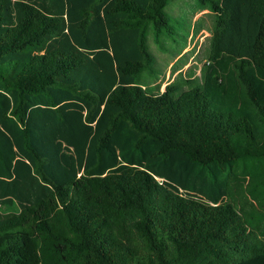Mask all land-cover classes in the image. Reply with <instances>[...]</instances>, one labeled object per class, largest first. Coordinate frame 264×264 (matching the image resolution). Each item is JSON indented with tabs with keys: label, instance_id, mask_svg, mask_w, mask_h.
<instances>
[{
	"label": "trees",
	"instance_id": "1",
	"mask_svg": "<svg viewBox=\"0 0 264 264\" xmlns=\"http://www.w3.org/2000/svg\"><path fill=\"white\" fill-rule=\"evenodd\" d=\"M169 1L0 0V264H264V0L154 91Z\"/></svg>",
	"mask_w": 264,
	"mask_h": 264
},
{
	"label": "rangeland",
	"instance_id": "2",
	"mask_svg": "<svg viewBox=\"0 0 264 264\" xmlns=\"http://www.w3.org/2000/svg\"><path fill=\"white\" fill-rule=\"evenodd\" d=\"M165 12L176 36L175 40L165 38L164 47H160L153 39L152 30L148 34L147 44L154 57L156 74L144 83L154 91L164 90L173 79L180 87L187 86L183 78L201 81L203 67L210 58L216 20V13L201 0H170Z\"/></svg>",
	"mask_w": 264,
	"mask_h": 264
}]
</instances>
